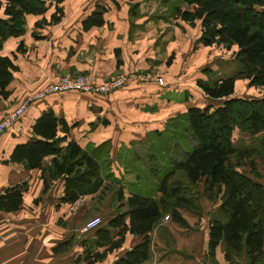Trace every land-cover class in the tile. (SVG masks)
<instances>
[{"label":"crops","instance_id":"1","mask_svg":"<svg viewBox=\"0 0 264 264\" xmlns=\"http://www.w3.org/2000/svg\"><path fill=\"white\" fill-rule=\"evenodd\" d=\"M61 7L63 17L57 24L37 27L44 19L50 22L55 4L44 15H27L25 34L9 38L0 51L3 57L16 55L19 68L7 88L9 95L0 94V122L26 105L0 138V195L8 188L27 186L19 210H0V264H88L87 253L97 259L94 264H114L124 258L144 237L122 233L109 226V221L120 210H128L131 192L154 195L157 186L147 178L149 153L164 162L173 143L184 148L181 138L171 140L177 121L185 122L182 118L191 108L215 109L226 100L210 98L199 82L230 77L239 69L238 47L205 46L202 22L191 23L177 14L178 9L193 10L182 0H65ZM99 9L106 10L104 24L85 29L84 22ZM0 19H7L4 4ZM21 42L24 53L18 52ZM76 75H89L95 86L118 80L124 84L108 93L68 91L37 98L59 78ZM250 87L249 80H238L232 97L251 98L246 94ZM47 110L69 124L68 141L98 158L105 178L99 193L66 203L63 178L52 179L47 173L45 191L41 169L12 162L14 149L36 138L33 126ZM263 132L252 135L236 128L233 143L245 148L239 144L246 137L257 138ZM51 161L52 157L45 159L47 165ZM257 166V174L248 175L264 186ZM239 171L247 174L250 170L243 165ZM200 205L201 214L178 209L188 227L167 216L161 220L149 233L150 258L144 264H211L210 222L221 200L201 198ZM95 216L103 219L101 228L109 232L111 242L124 236L119 247L112 249L98 230H83ZM215 263L230 264L222 246ZM242 264H248L247 259Z\"/></svg>","mask_w":264,"mask_h":264},{"label":"trees","instance_id":"2","mask_svg":"<svg viewBox=\"0 0 264 264\" xmlns=\"http://www.w3.org/2000/svg\"><path fill=\"white\" fill-rule=\"evenodd\" d=\"M65 0H5L7 19H0V51L9 38L25 34L26 16L44 15L55 4L56 10L50 22L42 20L37 27L57 24L63 17L61 7ZM193 10H177L185 21H201L203 34L201 42L205 46L238 47L236 61L238 71L230 77L212 82H199V87L212 99H226L215 108H191L177 121L178 129L171 140L181 138L185 147H169L170 156L164 162L158 157L153 163L149 153V174L157 188L154 195L146 196L131 192L127 198L128 210L118 212L109 221V226L119 228L122 233L144 237L142 243L128 251L124 258L114 264H144L150 258L151 239L149 233L164 219H169L188 227L178 209H188L201 214V198L221 200L218 213L211 217L208 258L215 263L216 251L222 246L225 258L230 264H264V186L255 183L248 175H256L257 165L246 163L248 148L237 147L233 143L236 128L252 135L264 130V98H233L236 82L249 80L250 86L264 89V0H182ZM264 7V6H263ZM105 9L93 13L85 22V29L104 24ZM240 15V16H239ZM233 16V18H231ZM36 37V36H35ZM26 51L24 43L19 53ZM16 55L0 56V94L7 91L13 75L18 71ZM69 124L53 110L45 111L33 126L35 139L18 145L11 156L12 162L26 163L28 169H41L48 188L46 174L52 179L63 178L65 191L63 201L75 203L87 195H95L104 185L102 165L95 155L82 149L76 142L68 141ZM64 133V136H59ZM67 143V145H64ZM167 153V155H169ZM52 157L50 165L45 159ZM159 162V163H158ZM243 165L249 172L239 171ZM259 169V168H258ZM201 184L203 190L201 193ZM26 184L6 189L0 195V210L17 211L21 208ZM156 193L161 197L158 199ZM121 201L123 191L118 197ZM129 218L127 224L126 218ZM92 219V218H91ZM97 233L111 243L112 249L124 240L111 242L108 231L101 228ZM87 253L88 264L91 259Z\"/></svg>","mask_w":264,"mask_h":264},{"label":"built area","instance_id":"3","mask_svg":"<svg viewBox=\"0 0 264 264\" xmlns=\"http://www.w3.org/2000/svg\"><path fill=\"white\" fill-rule=\"evenodd\" d=\"M124 82L118 80L113 84L108 86H95L93 79L89 75H76V76H63L55 83L49 84L38 96L43 97L49 94L64 93L68 91H80V92H98V93H108L117 88L123 86ZM159 84L164 85V81L159 79ZM26 109V105L22 106L20 109L15 112L7 115L0 122V138L8 130H10L15 122L21 117ZM169 219V216L166 217ZM103 224V219L99 216H95L86 222L83 230L85 232H90L98 229Z\"/></svg>","mask_w":264,"mask_h":264},{"label":"rangeland","instance_id":"4","mask_svg":"<svg viewBox=\"0 0 264 264\" xmlns=\"http://www.w3.org/2000/svg\"><path fill=\"white\" fill-rule=\"evenodd\" d=\"M264 6V5H263ZM257 6V10L262 11L264 10V7ZM240 16V15H239ZM233 18V16H231ZM252 87V86H251ZM249 90H246V94L250 96L251 98L260 97V95H264V92L260 91L262 88H256L252 87ZM243 144H239L240 146H247L245 148H248L249 150V157L246 158V163H251L253 165H260L261 169V175L264 176V132L257 138L249 139V137H246L243 141Z\"/></svg>","mask_w":264,"mask_h":264}]
</instances>
